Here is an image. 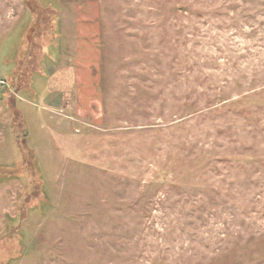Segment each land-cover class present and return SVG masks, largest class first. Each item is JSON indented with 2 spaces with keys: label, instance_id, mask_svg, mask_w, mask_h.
Masks as SVG:
<instances>
[{
  "label": "rangeland",
  "instance_id": "1",
  "mask_svg": "<svg viewBox=\"0 0 264 264\" xmlns=\"http://www.w3.org/2000/svg\"><path fill=\"white\" fill-rule=\"evenodd\" d=\"M0 264H264V0H0Z\"/></svg>",
  "mask_w": 264,
  "mask_h": 264
},
{
  "label": "built area",
  "instance_id": "2",
  "mask_svg": "<svg viewBox=\"0 0 264 264\" xmlns=\"http://www.w3.org/2000/svg\"><path fill=\"white\" fill-rule=\"evenodd\" d=\"M4 84H5V83H4L2 80H0V86H1V85H4Z\"/></svg>",
  "mask_w": 264,
  "mask_h": 264
}]
</instances>
